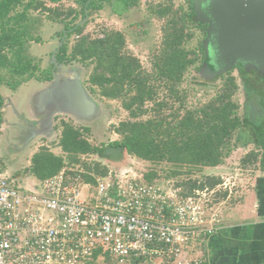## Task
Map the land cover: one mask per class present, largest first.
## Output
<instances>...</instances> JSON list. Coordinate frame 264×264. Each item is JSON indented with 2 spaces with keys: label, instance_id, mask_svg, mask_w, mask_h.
<instances>
[{
  "label": "trees",
  "instance_id": "trees-1",
  "mask_svg": "<svg viewBox=\"0 0 264 264\" xmlns=\"http://www.w3.org/2000/svg\"><path fill=\"white\" fill-rule=\"evenodd\" d=\"M62 1L0 0V69L6 68L12 75L22 76L25 80L53 79L50 69L43 72V77H39V66L24 53L26 42L41 40L31 33L33 20L28 22V11L41 9L47 13L50 20L63 23L64 31L68 32L57 53L58 61L65 65L79 62L85 67L91 66L86 82L91 92L101 98L121 101L131 119L120 121L114 127L120 139L104 146L89 140V126H76L62 119L57 127L61 128L57 145L62 154H56L47 146H41L32 155L28 173L42 182L70 164H81L84 155H99L110 161L122 162L127 156H136L152 163L153 166L163 162L169 163L172 166V176L166 177L173 180L182 173L179 168L186 167V173L189 174L193 169L203 171L223 165L234 146L238 145V140H242L244 145L252 143L256 148L249 154L253 160L247 157L245 162L257 163L261 155L260 163L264 168V112L260 113L258 121L252 120L248 112L240 116L239 104L233 99L239 88L233 71L238 69L245 86L251 90V94L257 93L260 96L264 107L262 76H258L255 71L247 72L237 64L231 71L218 77L222 86L212 99L198 107L186 106L183 99L186 90H182L181 85L192 70L200 71L205 58L203 42L197 46L198 49L187 46L194 36L189 28L191 23L204 30L207 26L197 19L193 3L188 4V9L183 5L177 9L174 8L173 0H164L157 8H150L152 16L167 20L162 28V47L153 54L152 70L149 71L127 48L123 31L106 28L102 30L101 36L85 33L88 21L80 25L79 23L87 15L85 10L88 0L78 1L81 6L79 10L72 6L64 9L62 4L56 7L47 4ZM21 6L23 9L20 11ZM101 8L98 0H91L87 5L88 16ZM73 35H76V38L70 45L69 40ZM1 81L0 75V83ZM2 82L4 83V79ZM203 84L208 85L206 82ZM17 86L11 85L14 89ZM161 86L167 90V97L173 101L172 104L168 99L158 97ZM4 102L0 93V122ZM149 103L152 106H147ZM167 109L170 112H167ZM145 116L147 118H143ZM234 139H237L235 144ZM93 165L85 164L89 173L82 174L92 183L97 176L113 172L109 166H103L100 162ZM158 177L160 176L156 169L144 173L145 180L149 182L156 181ZM221 183L218 176L208 175L203 180L190 178L188 182L182 181L176 185L181 188L188 184L187 191L184 189L183 193L191 195L197 189L215 188Z\"/></svg>",
  "mask_w": 264,
  "mask_h": 264
},
{
  "label": "built area",
  "instance_id": "built-area-1",
  "mask_svg": "<svg viewBox=\"0 0 264 264\" xmlns=\"http://www.w3.org/2000/svg\"><path fill=\"white\" fill-rule=\"evenodd\" d=\"M181 190L132 166L93 183L63 168L30 186L0 169V264H209L220 203L215 190Z\"/></svg>",
  "mask_w": 264,
  "mask_h": 264
},
{
  "label": "rangeland",
  "instance_id": "rangeland-1",
  "mask_svg": "<svg viewBox=\"0 0 264 264\" xmlns=\"http://www.w3.org/2000/svg\"><path fill=\"white\" fill-rule=\"evenodd\" d=\"M78 1L80 0H63L61 3L48 2L47 4L51 7L62 4L64 9L72 6L79 10L81 6ZM163 1L164 0H140L138 6L133 8L131 13L124 14L123 16H117L112 12L111 8L106 5L103 9L94 10L91 13L86 20L88 24L85 28V33L90 32L94 35L101 36L102 30L106 28L123 31L127 39V48L141 60L145 69L151 71L153 54L162 47L164 36V30L162 28L167 18L157 19L156 16L151 15L150 8H157L160 2ZM173 4L174 8L177 9L180 5H183L185 9L189 8L186 0H173ZM22 7L23 6L19 7L20 11L23 9ZM47 16V13L43 12L41 9L38 11H29L30 19H28V22L33 20L30 26L31 33L35 37H40L41 40L26 42L24 53L32 59L33 63L39 66L37 71L39 77L44 76V71L42 72L41 70L51 68V56L53 51L57 48L56 46L59 44L60 33L64 29L63 23L54 22ZM189 28L191 32L194 33V36L192 40L188 42L187 46L194 49L197 48L198 45L200 46L201 42L204 41L205 33L201 28H196L193 23H191ZM75 38L76 35L71 36L69 40L70 45L72 44L71 41ZM49 41L52 42L49 43ZM200 54L202 55L201 50ZM199 63L200 61L198 64ZM65 66H76L80 68L82 70L84 85L89 89V85L86 82L91 66L85 67L79 62H73ZM199 72L192 70L187 74L186 80L181 85L182 90H186L183 99L186 101V106L188 108L198 107L208 102L216 95V92L220 90L222 86V81L219 78L208 80L201 76ZM0 75L2 76V81L4 79V83L2 81L0 83V93L6 96L5 105L1 109L0 168L7 170L5 173L12 178L16 179L23 176L22 180L25 179L23 182L18 178L21 183H30L36 180L31 173L27 172V168L31 165L32 155L38 151L41 146H47L54 153L62 154L61 148L57 145L61 134V128L57 127L60 125L62 119L72 122L76 126H89L91 132L87 137L91 142L100 146L120 139V135L115 132L114 127L122 120L131 119L129 112L123 108L121 101L101 98L92 93L101 105L102 112L100 116L90 122H80L69 115H57L54 131H52L50 135L37 136L31 141L22 143L23 141L21 142L14 137L16 131L12 126H15V122L22 123V121L17 120L20 116H24L26 119L33 117L30 106V95L35 89L42 88L48 81L38 80L36 78L25 80L22 76L16 74L12 75L6 68L0 69ZM233 75L237 78V83L239 85L233 97L239 104V115L244 116L248 112L252 120L258 121L260 113L264 112L260 96H258L257 93L254 95L251 94V90L245 86L244 80L238 69L233 71ZM6 82L18 86L14 89ZM203 82H206L208 85H204ZM158 91L159 98L168 99L166 89L161 86ZM9 95L10 97H8ZM168 100L172 104L173 101L171 99ZM10 101H13L20 114L15 113L13 108L11 110ZM176 104L177 107L178 103ZM147 106L150 107L152 104L149 103ZM167 112H170L169 109H167ZM143 118H147V116ZM236 140H233V144H235ZM243 143L242 140H238V145H236V147L234 146L233 151L223 165L214 168H206L203 171L193 169L189 174L186 173V167L179 168L178 170H181L182 173L173 180L167 179L166 177L172 176L170 174L172 166L169 163L163 162L153 166L152 163L139 159L136 156H127L122 162L110 161L108 158H103L99 155H84L82 156L81 164H70L65 168L72 172L86 174L89 172L86 170L85 164L94 166L93 163L100 162L103 166H109L113 171L130 166L143 173H147L151 169H156L160 176L156 181L164 184L168 180H172L174 183L182 181L185 183L188 182L190 178L193 180H203L208 175L218 176L222 183L215 188H210L209 191L215 190L214 193H212L213 196L217 197L218 203L222 202V204H220L221 209L235 206L237 203L241 208L243 202L249 203V205L252 206L250 199L256 197V193L258 192L257 188L261 185V179L264 180V169H262L260 163L261 155H259L257 163L245 162V159L250 157L249 154L252 152L251 150L256 148L252 143L248 145H244ZM250 158L253 160L252 157ZM17 174L20 176H17ZM91 174L93 173L91 172ZM187 187L188 184L185 185V187H181V192L183 193L184 189L187 191ZM106 259L109 260L110 258Z\"/></svg>",
  "mask_w": 264,
  "mask_h": 264
},
{
  "label": "water",
  "instance_id": "water-1",
  "mask_svg": "<svg viewBox=\"0 0 264 264\" xmlns=\"http://www.w3.org/2000/svg\"><path fill=\"white\" fill-rule=\"evenodd\" d=\"M89 2L87 15L79 25L88 19ZM193 3L197 19L207 24L200 75L216 79L239 64L247 72L255 71L264 77V0H193ZM52 63L53 79L30 96L33 117L29 121L34 129L27 141L50 135L57 115L90 122L102 112L100 103L84 85L80 68L60 64L55 53ZM10 105L20 114L13 101Z\"/></svg>",
  "mask_w": 264,
  "mask_h": 264
},
{
  "label": "crops",
  "instance_id": "crops-1",
  "mask_svg": "<svg viewBox=\"0 0 264 264\" xmlns=\"http://www.w3.org/2000/svg\"><path fill=\"white\" fill-rule=\"evenodd\" d=\"M0 169L4 173L7 171ZM20 177L18 178L22 180L23 176ZM18 178L16 179L19 180ZM20 180L18 182L21 183ZM38 182L36 179L22 184L30 186ZM259 187L256 197L250 199L252 206L243 202L240 203L241 208L237 203L221 209L222 225L205 243L209 264H264V180L261 179ZM253 193L255 194L254 190ZM106 260L108 259L105 257L97 256L86 264H119L111 259L105 262Z\"/></svg>",
  "mask_w": 264,
  "mask_h": 264
},
{
  "label": "flooded vegetation",
  "instance_id": "flooded-vegetation-1",
  "mask_svg": "<svg viewBox=\"0 0 264 264\" xmlns=\"http://www.w3.org/2000/svg\"><path fill=\"white\" fill-rule=\"evenodd\" d=\"M88 1H91V0H88ZM186 1H187L188 4L189 3L190 4L193 3V0H186ZM98 2L102 6L101 9H103L107 5V6H109L111 8V10H112V12H114V14H116L117 16H123L124 14L131 13L132 10H133V8H135L136 6H138L140 0H137L136 2H133V0H98ZM193 5H194V3H193ZM88 18H89V16H88ZM201 30L204 31L205 37H206L207 26H206V30H204L203 28H201ZM63 31H64V29H63ZM67 35H68V32L66 30L64 31L63 34L60 35L59 44L56 46L57 48L53 51V53L56 54V58H57V53L59 52L60 47L63 45L64 41L67 38ZM205 37H204V39H205ZM51 59H52V56H51ZM57 61H58V59H57ZM51 64H53L52 61H51ZM53 67H54V65L51 66V68H49L52 72H53ZM46 70L47 69H44V70H41V71L43 72V71H46ZM251 74H253V73H251ZM258 76H260V75H258ZM252 94L254 95L255 93H252ZM3 97H4V100H5L6 96H3ZM4 105H5V102H4ZM11 110H12V107H11ZM17 120L18 121H22V123L15 122V126H12V128L16 132L17 131L19 132L18 135L15 132L14 137L17 140L21 141V142L23 141L22 143H25V141H27L29 139V137H30V135H31V133H32V131L34 129V125L32 123H30V121H29L30 119H26V117H24V116H20Z\"/></svg>",
  "mask_w": 264,
  "mask_h": 264
}]
</instances>
